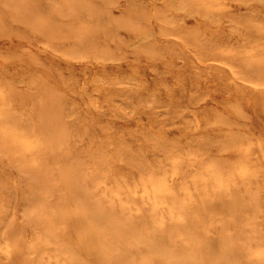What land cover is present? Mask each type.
<instances>
[{
	"label": "rangeland",
	"instance_id": "obj_1",
	"mask_svg": "<svg viewBox=\"0 0 264 264\" xmlns=\"http://www.w3.org/2000/svg\"><path fill=\"white\" fill-rule=\"evenodd\" d=\"M205 1L0 0V264H264V0Z\"/></svg>",
	"mask_w": 264,
	"mask_h": 264
},
{
	"label": "bare ground",
	"instance_id": "obj_2",
	"mask_svg": "<svg viewBox=\"0 0 264 264\" xmlns=\"http://www.w3.org/2000/svg\"><path fill=\"white\" fill-rule=\"evenodd\" d=\"M184 3H185V5L184 6H182L181 8L182 9H184V12L186 13V14H188V12H191V13H193V11L194 10H196V11H198V15L199 16H203V15H205L206 13H202V12H208V11H210V10H222L221 8H215L214 6H213V3L212 2H206L205 0H184ZM247 4V3H246ZM244 5V4H243ZM217 10V11H218ZM242 10V9H241ZM247 10V9H246ZM256 10V9H255ZM243 11V10H242ZM248 11H249V9H248ZM254 13V12H253ZM264 13V12H263ZM192 15V14H191ZM205 17V16H204ZM208 17V16H207ZM216 17V16H215ZM209 18V17H208ZM232 22V21H231ZM226 23V22H225ZM237 24V23H236ZM230 26V25H229ZM255 27V29H258V27L255 25V26H253V28ZM263 31H264V29H263ZM214 39H215V37H214ZM246 69H247V67H246ZM32 84V83H31ZM249 100H250V98H249ZM249 103V102H248ZM251 103V102H250ZM212 144V143H211ZM25 146H28V145H25ZM217 162H219V160H217ZM216 161H215V163H217ZM215 166H217V165H215L214 164V167ZM214 167H213V171H212V174L213 175H215V169H214ZM67 178V177H66ZM68 179V178H67ZM70 190H72L73 192H75L76 193V189L74 188V187H70L69 188ZM232 190L234 189V188H231ZM234 191V190H233ZM70 196H72V193L71 192H69V197ZM80 212V211H79ZM85 215V214H84ZM79 217H84L83 216V214L82 213H79ZM85 217H86V215H85ZM87 217H89V215H87ZM224 226V225H223ZM223 228V227H222ZM167 235V234H166ZM206 236V235H205ZM207 237V236H206ZM206 240H207V238H206ZM152 245V244H151ZM209 246V245H208ZM207 246V247H208ZM225 246V245H224ZM155 247V246H154ZM157 248V247H156ZM160 248V247H159ZM181 249V248H180ZM242 250V249H241ZM153 251V250H152ZM158 251V250H157ZM179 251V250H178ZM242 252V251H241ZM215 254V253H214ZM213 255V254H212ZM158 256V255H157ZM219 257H220V255H219ZM242 257V256H241ZM197 258V257H196ZM214 258V257H213ZM229 258H231V257H229ZM222 259V258H221ZM175 260V259H174ZM180 260V259H179ZM178 260V261H179ZM191 260H192V258H191ZM190 260V261H191ZM197 260V259H196ZM160 261V260H159ZM105 264H106V262H104ZM108 263H111V261H109ZM198 263V262H197ZM102 264V263H101ZM169 264H176L175 262H173L172 260L169 262ZM178 264H180V262H178ZM184 264V263H183ZM199 264V263H198ZM221 264H222V261H221Z\"/></svg>",
	"mask_w": 264,
	"mask_h": 264
}]
</instances>
